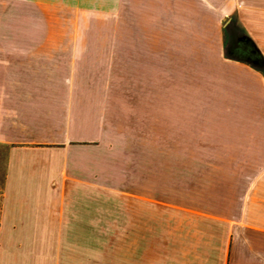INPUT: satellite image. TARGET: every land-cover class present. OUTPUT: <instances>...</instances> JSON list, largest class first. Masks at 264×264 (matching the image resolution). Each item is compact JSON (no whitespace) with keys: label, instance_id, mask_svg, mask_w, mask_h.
I'll list each match as a JSON object with an SVG mask.
<instances>
[{"label":"crops","instance_id":"crops-1","mask_svg":"<svg viewBox=\"0 0 264 264\" xmlns=\"http://www.w3.org/2000/svg\"><path fill=\"white\" fill-rule=\"evenodd\" d=\"M234 15L264 57V0H0V264H80L40 233L117 174L120 264H264V67L225 56Z\"/></svg>","mask_w":264,"mask_h":264},{"label":"rangeland","instance_id":"rangeland-1","mask_svg":"<svg viewBox=\"0 0 264 264\" xmlns=\"http://www.w3.org/2000/svg\"><path fill=\"white\" fill-rule=\"evenodd\" d=\"M243 32L244 30L235 15L225 23L224 46L225 48L226 45L228 46V48H226L227 51L230 50L232 46V36L238 37ZM103 78L112 79L107 73L103 75ZM111 93L113 96H118L119 89L111 88ZM160 95H167L166 89L164 91L161 89ZM112 120L119 125L118 116L115 113L112 115ZM128 122H130V125L133 124V126H129L132 128L129 129L126 136L122 134V136H119L120 134L116 132L117 135H115V137H117V139L120 137V142L116 140L117 143L114 148H118V152H115L117 153V159H119L120 156L121 159H124V155H126V161L129 167L132 165L134 168L137 157L144 162L151 160L152 154L150 151H146L145 146L142 145L141 139H136L134 133V119L128 120ZM156 155L159 160L166 159L167 157L166 153H155V157ZM6 159L7 147L0 144V209L5 181ZM118 179L119 176L117 174V176L113 177L112 184H100L96 186L94 198L88 201H79L80 207L74 209L73 215L75 221L78 220V225H73V227H75V229L78 228V230L40 234H42V236L47 235L49 239H72L79 241L81 245L80 264H120V241L122 238L135 239V232L129 231L122 234L120 230V185L117 182ZM33 234L32 236H27L26 233H24V235L19 233L18 239L39 238V233ZM4 238L7 239L8 236H4Z\"/></svg>","mask_w":264,"mask_h":264},{"label":"trees","instance_id":"trees-1","mask_svg":"<svg viewBox=\"0 0 264 264\" xmlns=\"http://www.w3.org/2000/svg\"><path fill=\"white\" fill-rule=\"evenodd\" d=\"M239 37L245 38L243 42L244 46H242L244 50H239V43L232 38V46L230 50L227 51L226 48H228V46L226 45L225 56L231 59L241 60L258 68L264 67V57L258 53V49L255 47L253 42H251L246 35L243 36V33H241Z\"/></svg>","mask_w":264,"mask_h":264}]
</instances>
